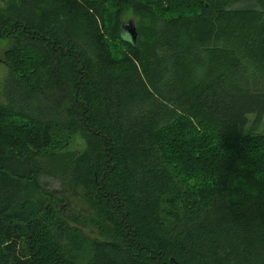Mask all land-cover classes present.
<instances>
[{
	"label": "trees",
	"instance_id": "16d2710c",
	"mask_svg": "<svg viewBox=\"0 0 264 264\" xmlns=\"http://www.w3.org/2000/svg\"><path fill=\"white\" fill-rule=\"evenodd\" d=\"M0 37V264H264V0H0Z\"/></svg>",
	"mask_w": 264,
	"mask_h": 264
},
{
	"label": "rangeland",
	"instance_id": "374dc122",
	"mask_svg": "<svg viewBox=\"0 0 264 264\" xmlns=\"http://www.w3.org/2000/svg\"><path fill=\"white\" fill-rule=\"evenodd\" d=\"M129 21H131L135 25L136 31H138L137 29L141 27V18L137 15L127 16L126 19H124V23H127ZM9 46V38L0 37V103L7 102V99L4 94V86L5 82L8 79V68L3 64L2 60L4 59L5 51L9 48ZM251 118L254 117L252 116ZM256 129L257 131H264V117L263 121L259 124V127ZM42 182L45 191L62 195L64 199V202L62 203L64 211H67L68 213L87 212L86 205L77 198L71 188L64 186L62 183H59V181H56L54 179H44Z\"/></svg>",
	"mask_w": 264,
	"mask_h": 264
},
{
	"label": "water",
	"instance_id": "95a60500",
	"mask_svg": "<svg viewBox=\"0 0 264 264\" xmlns=\"http://www.w3.org/2000/svg\"><path fill=\"white\" fill-rule=\"evenodd\" d=\"M122 28L128 34V36L130 37V40L132 42H135L137 38V31H136L135 25L131 21H129L127 23H123Z\"/></svg>",
	"mask_w": 264,
	"mask_h": 264
},
{
	"label": "bare ground",
	"instance_id": "6f19581e",
	"mask_svg": "<svg viewBox=\"0 0 264 264\" xmlns=\"http://www.w3.org/2000/svg\"><path fill=\"white\" fill-rule=\"evenodd\" d=\"M24 118V117H23Z\"/></svg>",
	"mask_w": 264,
	"mask_h": 264
}]
</instances>
